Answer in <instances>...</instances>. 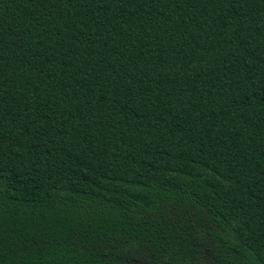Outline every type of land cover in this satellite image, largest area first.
<instances>
[{"label": "trees", "instance_id": "16d2710c", "mask_svg": "<svg viewBox=\"0 0 264 264\" xmlns=\"http://www.w3.org/2000/svg\"><path fill=\"white\" fill-rule=\"evenodd\" d=\"M0 264H264V0H0Z\"/></svg>", "mask_w": 264, "mask_h": 264}]
</instances>
